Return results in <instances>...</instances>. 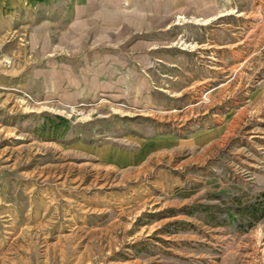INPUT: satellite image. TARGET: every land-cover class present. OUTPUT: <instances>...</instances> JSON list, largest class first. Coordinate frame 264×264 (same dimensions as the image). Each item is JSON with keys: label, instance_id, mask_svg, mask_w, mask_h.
<instances>
[{"label": "rangeland", "instance_id": "rangeland-1", "mask_svg": "<svg viewBox=\"0 0 264 264\" xmlns=\"http://www.w3.org/2000/svg\"><path fill=\"white\" fill-rule=\"evenodd\" d=\"M68 1L0 0V264H264V0L153 11L94 67Z\"/></svg>", "mask_w": 264, "mask_h": 264}, {"label": "crops", "instance_id": "crops-1", "mask_svg": "<svg viewBox=\"0 0 264 264\" xmlns=\"http://www.w3.org/2000/svg\"><path fill=\"white\" fill-rule=\"evenodd\" d=\"M66 5L68 20L63 23L74 27L76 38L73 40L77 42L71 64L75 67H94V64L115 66L114 56L121 50V44L109 42L115 40L117 33L122 35L120 31L136 30L138 23L152 20L153 11L167 19L173 10L184 6L199 12L201 8L205 10L212 6L214 9L216 1L158 0L154 3V0H128L126 7L123 0H70ZM154 7L157 8L154 10ZM89 41L93 42V47L88 45ZM80 51L86 54L79 56Z\"/></svg>", "mask_w": 264, "mask_h": 264}, {"label": "trees", "instance_id": "trees-1", "mask_svg": "<svg viewBox=\"0 0 264 264\" xmlns=\"http://www.w3.org/2000/svg\"><path fill=\"white\" fill-rule=\"evenodd\" d=\"M240 213L249 218V227H251L256 221L264 218V199L244 206Z\"/></svg>", "mask_w": 264, "mask_h": 264}]
</instances>
